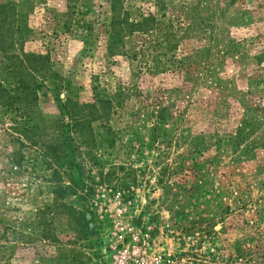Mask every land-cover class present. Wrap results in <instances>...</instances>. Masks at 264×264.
Masks as SVG:
<instances>
[{
    "label": "rangeland",
    "instance_id": "obj_1",
    "mask_svg": "<svg viewBox=\"0 0 264 264\" xmlns=\"http://www.w3.org/2000/svg\"><path fill=\"white\" fill-rule=\"evenodd\" d=\"M109 2L0 0L17 16L6 13L14 36L0 66L19 44L48 56L44 119L56 118V97L119 94L108 122L116 144L94 139L81 176L97 221L91 243L102 246H75V261L70 246L37 238L48 172L0 112V264H264V0H120L128 23L151 13L158 29L123 33L111 52ZM162 107L165 140L150 145ZM80 195L68 199L78 207ZM46 219L65 243L64 218Z\"/></svg>",
    "mask_w": 264,
    "mask_h": 264
},
{
    "label": "trees",
    "instance_id": "obj_2",
    "mask_svg": "<svg viewBox=\"0 0 264 264\" xmlns=\"http://www.w3.org/2000/svg\"><path fill=\"white\" fill-rule=\"evenodd\" d=\"M119 1L110 0L108 7L112 15L106 41L109 52L123 33L145 34L158 29H155L156 22L151 13L142 15L139 21L128 23L125 13H120ZM8 12H11V16L17 17L10 6L0 5V52L3 55L7 54L6 50L10 48L8 43H11L14 36L8 26L6 15ZM20 28L18 23L14 29L18 33L19 42L22 34ZM174 39L171 33L164 35L163 44L167 50L176 46L175 42L171 43ZM20 46L21 44L13 54L14 60L0 66V112L8 117L10 130L15 135L12 139L16 141L18 147L25 146L24 143L31 147L39 158L37 160L42 170L48 172L46 182L51 201L50 204L43 205L38 212L40 219L37 238L58 247L70 246L75 261L77 252H74V249L77 250L75 246L89 249L94 245L96 253L102 246L100 241L91 243L97 221L95 209L89 205L90 188L86 187L81 176L88 168V160H95L91 149L94 139L106 149H113L116 144L117 137L109 128L108 122L119 94L110 97L92 87L91 99L87 103H78L67 96L63 99L56 97V118L44 119L38 111V98L44 95L45 80L53 78L51 65L47 55L26 53ZM156 47H159V44L153 42L152 51ZM150 62L155 65L153 55ZM167 108L162 107L151 112L148 138L150 145L157 143L159 139L165 140L161 129L171 118L170 113L166 112ZM71 136L76 139H72ZM237 137L239 133L234 139ZM77 191L81 193V197L78 196L80 200L78 207L68 199ZM122 198L126 200L129 197L123 194ZM47 215L64 218L65 229L70 233L65 243H61L57 237L52 219L47 220Z\"/></svg>",
    "mask_w": 264,
    "mask_h": 264
},
{
    "label": "built area",
    "instance_id": "obj_3",
    "mask_svg": "<svg viewBox=\"0 0 264 264\" xmlns=\"http://www.w3.org/2000/svg\"><path fill=\"white\" fill-rule=\"evenodd\" d=\"M140 264H145V263H140ZM153 264H161V263H157V261H154Z\"/></svg>",
    "mask_w": 264,
    "mask_h": 264
}]
</instances>
